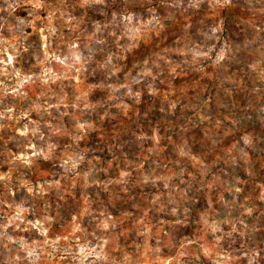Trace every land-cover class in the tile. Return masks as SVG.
<instances>
[{
  "label": "rangeland",
  "instance_id": "rangeland-1",
  "mask_svg": "<svg viewBox=\"0 0 264 264\" xmlns=\"http://www.w3.org/2000/svg\"><path fill=\"white\" fill-rule=\"evenodd\" d=\"M0 264H264V0H0Z\"/></svg>",
  "mask_w": 264,
  "mask_h": 264
}]
</instances>
